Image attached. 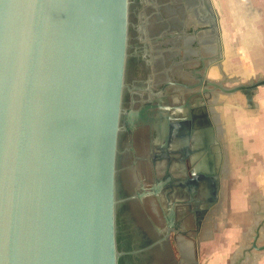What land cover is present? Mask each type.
<instances>
[{"label": "water", "instance_id": "water-1", "mask_svg": "<svg viewBox=\"0 0 264 264\" xmlns=\"http://www.w3.org/2000/svg\"><path fill=\"white\" fill-rule=\"evenodd\" d=\"M129 15L130 0H0V264H121L119 139L136 124L122 123ZM223 53L221 81L205 86L254 109L264 76L226 88L237 80ZM221 200L193 217L197 229ZM254 235L249 252L264 251ZM193 254L181 262L197 264Z\"/></svg>", "mask_w": 264, "mask_h": 264}, {"label": "flooded vegetation", "instance_id": "flooded-vegetation-1", "mask_svg": "<svg viewBox=\"0 0 264 264\" xmlns=\"http://www.w3.org/2000/svg\"><path fill=\"white\" fill-rule=\"evenodd\" d=\"M129 23L122 123L136 124L119 139L120 263L184 264L169 234L172 214L199 217L228 173L217 153L220 91L205 86L221 81L219 6L130 0Z\"/></svg>", "mask_w": 264, "mask_h": 264}, {"label": "crops", "instance_id": "crops-1", "mask_svg": "<svg viewBox=\"0 0 264 264\" xmlns=\"http://www.w3.org/2000/svg\"><path fill=\"white\" fill-rule=\"evenodd\" d=\"M236 3L244 4V10L241 7L237 10V13H241L244 17L249 16L247 14L249 11L250 17L264 18V0H236ZM253 101L255 108L252 110L247 108L244 116L245 154L242 161L246 163V169L243 174L234 170L230 171L231 174L225 175V178L229 176L230 179H243L244 186H229L227 192H222L221 189L220 198L227 195L228 202L224 203L221 200L219 206L214 207L215 209L218 206V213L207 220L210 215L208 214L198 229L192 217L182 222L181 230L186 232V236L181 237L186 240L178 238L175 246L178 247L183 262L189 259L190 249L191 252L193 249L197 264H235L236 259L241 257V252H245V258L239 264H264V251L249 252L257 229L258 237L255 245L264 247V88L258 89ZM218 109L219 107L216 110L218 122L221 123V113ZM221 125L224 124H220V127ZM218 143L217 153L221 156V142ZM230 152V157L232 156L230 162H233V156L236 162L239 153L232 148ZM253 184L255 187L249 186Z\"/></svg>", "mask_w": 264, "mask_h": 264}, {"label": "rangeland", "instance_id": "rangeland-1", "mask_svg": "<svg viewBox=\"0 0 264 264\" xmlns=\"http://www.w3.org/2000/svg\"><path fill=\"white\" fill-rule=\"evenodd\" d=\"M220 7L221 13V29H222V44L224 48V62L222 67L228 78L237 80L236 84L227 85L232 87L237 84H246L249 80H255L257 77L264 76V18L244 17L237 10L241 7L244 10V4L236 3V0H216ZM260 14V13H259ZM222 79V77H220ZM220 98L218 103L221 123H216L217 136L221 142V151L223 155V169L228 173L236 171L237 173H244L246 163L244 160V145L243 139L245 135V121L246 105L243 96L234 94L231 96H224L217 94ZM221 125V139L218 135V126ZM226 123V124H225ZM251 121H249V124ZM239 125H241L239 127ZM225 127V128H224ZM237 132H236V130ZM241 131H240V130ZM241 132V134L239 133ZM223 135V136H222ZM237 150L239 156L236 157V162H230V149ZM240 162H237V161ZM224 169V170H225ZM222 192H227V188L234 186H244L243 179L229 178L222 175ZM255 187V185H249ZM222 200L228 202V196L223 195ZM219 206V205H218ZM218 206L211 212L208 219L213 214L218 213ZM218 210V211H217ZM206 220V221H207ZM186 238L179 235L176 239Z\"/></svg>", "mask_w": 264, "mask_h": 264}]
</instances>
